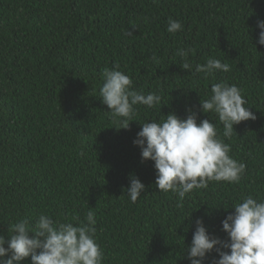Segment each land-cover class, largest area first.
<instances>
[{
  "label": "trees",
  "instance_id": "trees-1",
  "mask_svg": "<svg viewBox=\"0 0 264 264\" xmlns=\"http://www.w3.org/2000/svg\"><path fill=\"white\" fill-rule=\"evenodd\" d=\"M169 18L182 30L167 32ZM258 20L264 0H0V235L7 241L12 224L31 227L41 214L87 223L91 210L102 264H190L183 251L197 219L228 239L222 220L234 209L223 207L249 194L264 200ZM178 49H191L190 72ZM208 58L230 71L196 73ZM113 68L133 90L161 96L154 108L134 106L128 129L100 99L102 74ZM220 81L236 85L257 117L235 125L230 138L217 114L200 110ZM188 109L215 124L246 168L238 183L209 181L180 201L156 189L154 162L142 161L133 141L140 123L171 112L183 119ZM131 175L146 188L135 203L126 190ZM213 258L215 251L204 264Z\"/></svg>",
  "mask_w": 264,
  "mask_h": 264
},
{
  "label": "clouds",
  "instance_id": "clouds-1",
  "mask_svg": "<svg viewBox=\"0 0 264 264\" xmlns=\"http://www.w3.org/2000/svg\"><path fill=\"white\" fill-rule=\"evenodd\" d=\"M182 27L179 20L169 18L166 30L175 34ZM256 27L260 30L257 43L264 46V20H258ZM190 51L177 50L184 60L181 67L189 72ZM216 71L228 72L230 67L215 58L195 67V72L204 73L205 77ZM102 75L100 99L109 109L110 117L122 125L119 128L128 129L134 121L131 119L134 106L154 108L161 103L156 92L145 95L133 90L131 78L117 68L105 69ZM246 104L236 85L220 81L212 84L209 98L200 100V110L217 114L224 137L230 138L235 125L257 118ZM165 117L140 123L141 130L133 141L141 150L142 161L154 162L156 189L171 191L183 201L194 189L207 188L209 181L239 182L246 165L229 155L231 146L218 137L211 120L198 122L191 109L183 119L174 112ZM126 190L130 201L135 203L146 188L138 177L131 175ZM229 208L234 211L222 220L226 240L210 234L202 219L195 221L191 244L183 251L190 264H204L214 251L218 258H213L212 264H264V200L249 194L241 202L223 207L225 211ZM86 220L87 223L73 224L41 214L31 227L27 220L15 222L8 228L7 241L0 235V264H21L29 257L31 264H102L103 252L95 239V213L89 210Z\"/></svg>",
  "mask_w": 264,
  "mask_h": 264
}]
</instances>
